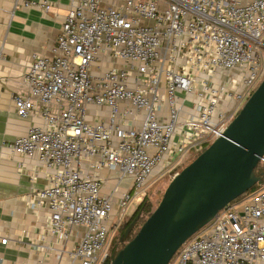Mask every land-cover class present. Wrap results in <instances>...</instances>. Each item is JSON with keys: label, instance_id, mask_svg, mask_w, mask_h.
<instances>
[{"label": "built area", "instance_id": "obj_1", "mask_svg": "<svg viewBox=\"0 0 264 264\" xmlns=\"http://www.w3.org/2000/svg\"><path fill=\"white\" fill-rule=\"evenodd\" d=\"M65 1L51 55L31 54L22 78L28 90L13 96L22 118L39 102L44 124L6 146L48 171L30 200L32 209L46 203L49 210L40 240L67 241L82 228L73 247H45L65 264H102L110 226L141 201L164 156L169 171L186 153L201 152L261 80L264 0ZM19 6L51 8L50 0H14ZM91 105L107 108L106 121H86ZM102 169L114 176L107 192ZM125 177L129 184L120 189ZM174 255L172 264H264V180L218 210Z\"/></svg>", "mask_w": 264, "mask_h": 264}, {"label": "crops", "instance_id": "obj_2", "mask_svg": "<svg viewBox=\"0 0 264 264\" xmlns=\"http://www.w3.org/2000/svg\"><path fill=\"white\" fill-rule=\"evenodd\" d=\"M50 4V10L43 11L36 7H14V0H0V237L7 238L5 244L0 243V264H65L66 260L55 259V252L45 246L71 248L82 231L81 227L74 228L72 236L63 242L48 235L40 240L49 210L46 203L32 209L30 200L45 186L48 171H44L34 157L13 153L6 146L9 141L24 135L30 125L44 124L39 114V102L36 103L37 111L22 118L16 114L13 96L28 90L22 78L29 67L31 54L51 55L67 2L50 0ZM100 64L104 66L105 62ZM186 99L183 106L189 109L194 97L189 95ZM106 116V107L91 105L85 119L87 122L106 121ZM139 117L128 119V125L136 126ZM190 154L194 155L193 152ZM169 166L165 155L153 171H167ZM26 172L35 173L36 177L30 179ZM98 174L104 178L101 192H107L114 183V176L106 169ZM124 179L129 184L130 178ZM128 184L121 187L119 183V188L124 189Z\"/></svg>", "mask_w": 264, "mask_h": 264}, {"label": "water", "instance_id": "obj_3", "mask_svg": "<svg viewBox=\"0 0 264 264\" xmlns=\"http://www.w3.org/2000/svg\"><path fill=\"white\" fill-rule=\"evenodd\" d=\"M264 158V75L222 134L173 174L160 199L126 240V225L108 264H168L180 245L226 204L264 176L253 172Z\"/></svg>", "mask_w": 264, "mask_h": 264}, {"label": "rangeland", "instance_id": "obj_4", "mask_svg": "<svg viewBox=\"0 0 264 264\" xmlns=\"http://www.w3.org/2000/svg\"><path fill=\"white\" fill-rule=\"evenodd\" d=\"M261 38L264 41V34L262 35ZM263 74H264V72H263ZM262 76H261V78H262ZM207 144H205V146ZM193 158L194 157H192L191 154L189 155L188 153H186L185 156H184V158L180 162V164L178 166H176L175 168H172L169 171H158V170H155L152 173L151 177L149 178V182H148V184L146 185V188H145L146 189V191H145V197L148 200V202L150 203V206L152 207V209L154 208V206L156 205V203L160 199V196H161V194H162L165 186L167 185V183L169 182V180L171 179V177L173 176V174H175L176 172H178L183 166H185ZM127 184H128V180L127 179H123L120 182L121 187L124 186V185H127ZM134 208L135 207H127L126 210H125V212H124L123 217H125L129 213H131ZM113 220H115L114 217H113ZM122 232H123V230L120 231V227L117 226V224H112L110 226V229H109V232H108V238H107V242H108L107 252H109V256H110V254H111V252H112V250L114 248L113 246H115V244L118 242V238H119V236L121 235ZM124 241L125 240H122L121 243H123ZM121 243H120V245H121ZM120 245H118V247L116 248V250L120 248ZM174 257H175V255H173V257L169 260L168 264H172L173 263Z\"/></svg>", "mask_w": 264, "mask_h": 264}, {"label": "trees", "instance_id": "obj_5", "mask_svg": "<svg viewBox=\"0 0 264 264\" xmlns=\"http://www.w3.org/2000/svg\"><path fill=\"white\" fill-rule=\"evenodd\" d=\"M199 153V152H198ZM198 153L194 154L192 157L196 156ZM178 166V165H177ZM264 170V162L263 161H259L256 166L253 168V172L258 175L261 171ZM264 180V176L261 178V180L259 182H256L255 184L252 185V187L250 189H248L247 191L243 192L242 194H240L239 196L236 197V199H238L239 197H241L244 194H247L248 192L254 190L257 185L259 183H261ZM235 199V198H234ZM152 207L150 206V203L148 202V200L146 199L145 195L144 197L141 199V201L135 206V208L132 210L131 213H129L127 216L123 217L117 224V226L120 227V231L124 230V228L126 227V225L132 220V218L138 213V218L133 226V228L131 229V231L129 232L126 240L130 239L135 232L138 230V227L142 224V222L144 221V219L149 215V213L151 212ZM125 240V241H126ZM124 241V242H125ZM123 242V243H124ZM121 242H117L115 244V246H113V249H116L118 247V245H120ZM123 243H121L120 247L123 245ZM175 254V253H174ZM173 254V255H174ZM110 259L109 256V252L106 253V256L104 258V260L102 261V264H108Z\"/></svg>", "mask_w": 264, "mask_h": 264}]
</instances>
